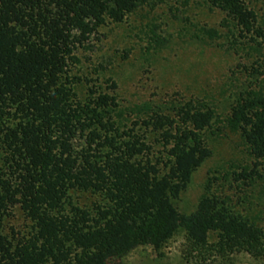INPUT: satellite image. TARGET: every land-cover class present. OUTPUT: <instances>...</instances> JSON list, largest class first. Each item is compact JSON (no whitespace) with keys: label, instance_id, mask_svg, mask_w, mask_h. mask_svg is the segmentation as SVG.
<instances>
[{"label":"trees","instance_id":"16d2710c","mask_svg":"<svg viewBox=\"0 0 264 264\" xmlns=\"http://www.w3.org/2000/svg\"><path fill=\"white\" fill-rule=\"evenodd\" d=\"M191 5L218 10L233 46L260 56L238 72L247 81L220 122L242 157L213 173L185 215L181 194L213 156L205 133L216 111L185 104L176 135L155 112L144 123L171 146L157 157L125 127L114 94L80 96L72 66L107 23ZM181 231L201 263L247 254L264 264V26L250 0H0V264H120Z\"/></svg>","mask_w":264,"mask_h":264},{"label":"rangeland","instance_id":"374dc122","mask_svg":"<svg viewBox=\"0 0 264 264\" xmlns=\"http://www.w3.org/2000/svg\"><path fill=\"white\" fill-rule=\"evenodd\" d=\"M250 4L264 26V0H250ZM223 26L224 16L208 7L142 9L121 24L109 22L101 27L86 44L88 50H81L72 66L73 74L82 81L78 86L80 96L87 88L114 94L126 113L125 127L135 130L157 157H165L171 146L144 123L155 112L176 122L171 129L164 127V131L176 135L181 124L177 117L180 107L193 102L216 111L217 122L205 133L213 156L192 174L181 194L179 209L185 215L196 212L213 173L242 157L239 138L228 131L229 136H223L220 122L247 81V76L238 72L249 68L260 55L235 48ZM114 84L116 89H112ZM20 218L17 214L9 226H18ZM186 250V232L181 231L161 250L140 248L120 264H204L187 256ZM207 264L263 263L247 254H236Z\"/></svg>","mask_w":264,"mask_h":264}]
</instances>
